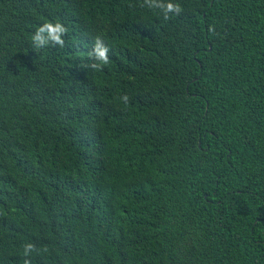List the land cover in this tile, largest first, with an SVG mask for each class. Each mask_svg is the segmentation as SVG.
<instances>
[{
    "label": "trees",
    "instance_id": "16d2710c",
    "mask_svg": "<svg viewBox=\"0 0 264 264\" xmlns=\"http://www.w3.org/2000/svg\"><path fill=\"white\" fill-rule=\"evenodd\" d=\"M178 2L0 0V264H264V0Z\"/></svg>",
    "mask_w": 264,
    "mask_h": 264
},
{
    "label": "clouds",
    "instance_id": "9594fccd",
    "mask_svg": "<svg viewBox=\"0 0 264 264\" xmlns=\"http://www.w3.org/2000/svg\"><path fill=\"white\" fill-rule=\"evenodd\" d=\"M140 7L156 12L167 21L175 17H179L184 12V7L178 0H141ZM68 27L59 19L47 20L36 27L30 36L33 47L37 50L47 47L65 46V36L68 34ZM211 35L216 34V26L209 25L207 28ZM111 49L105 43L102 36L97 35L94 39L92 47L87 52L90 63L85 64V68H92L95 71H103L104 67L111 63ZM117 99L127 106L130 103L128 94H122ZM4 211L0 210V215ZM20 256L23 264H33L35 257L44 256L49 253L47 244L37 245L33 240H25L20 245Z\"/></svg>",
    "mask_w": 264,
    "mask_h": 264
}]
</instances>
